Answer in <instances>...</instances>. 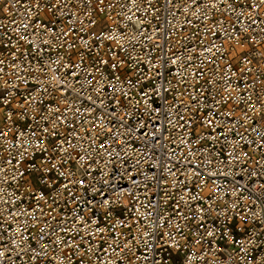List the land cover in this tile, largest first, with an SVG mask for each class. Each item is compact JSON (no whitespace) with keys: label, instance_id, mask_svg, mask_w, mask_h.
Wrapping results in <instances>:
<instances>
[{"label":"built area","instance_id":"obj_1","mask_svg":"<svg viewBox=\"0 0 264 264\" xmlns=\"http://www.w3.org/2000/svg\"><path fill=\"white\" fill-rule=\"evenodd\" d=\"M0 264H264V0H0Z\"/></svg>","mask_w":264,"mask_h":264}]
</instances>
